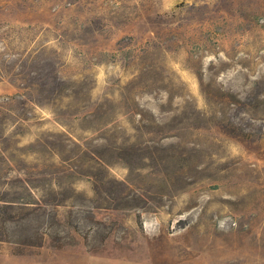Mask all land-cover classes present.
<instances>
[{"label":"rangeland","instance_id":"rangeland-1","mask_svg":"<svg viewBox=\"0 0 264 264\" xmlns=\"http://www.w3.org/2000/svg\"><path fill=\"white\" fill-rule=\"evenodd\" d=\"M100 166L129 196L106 247L19 223L0 264H264V0H0V196L67 171L62 218L110 214Z\"/></svg>","mask_w":264,"mask_h":264},{"label":"trees","instance_id":"trees-1","mask_svg":"<svg viewBox=\"0 0 264 264\" xmlns=\"http://www.w3.org/2000/svg\"><path fill=\"white\" fill-rule=\"evenodd\" d=\"M68 174L67 171L50 173L51 177L41 172L17 174L13 180L16 184H20L22 191L19 193L5 191L0 196V241H4V237L15 234L16 226L21 223L23 233L19 235V242L28 247L65 251L68 248L81 247V239L87 246L92 241H98L106 247L111 241L107 231L113 230V225L121 220L116 213L119 210L117 205L128 200L129 196L125 194L127 184L125 181L114 178L107 167L100 166L91 171L94 194L102 202H106L108 210L113 212L107 214L102 209L104 207H93L82 217L71 211L68 218H62L63 214L59 210L63 206L61 203L66 199L59 198L62 194L60 193L62 186L56 185L53 181L64 180ZM41 177L52 183L45 187L29 185L31 181L40 180ZM106 184L116 187L114 192L104 194L100 186L105 187ZM113 204L116 205L111 208ZM63 220H68L66 222L68 229L62 227ZM84 222L90 224L88 232L82 230ZM139 226L142 227V223L139 222ZM87 252L98 253V250L89 248ZM19 254L23 255V253Z\"/></svg>","mask_w":264,"mask_h":264}]
</instances>
